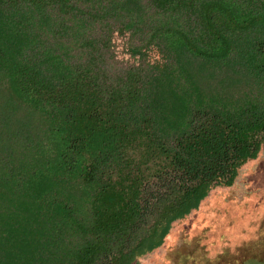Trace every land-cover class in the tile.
<instances>
[{
	"label": "trees",
	"instance_id": "16d2710c",
	"mask_svg": "<svg viewBox=\"0 0 264 264\" xmlns=\"http://www.w3.org/2000/svg\"><path fill=\"white\" fill-rule=\"evenodd\" d=\"M75 1L0 0V264H130L264 138V0H149L184 12L148 43L173 55L191 91L154 60L152 112L136 108L137 73L102 89L24 19ZM190 107L189 127L164 137Z\"/></svg>",
	"mask_w": 264,
	"mask_h": 264
},
{
	"label": "rangeland",
	"instance_id": "374dc122",
	"mask_svg": "<svg viewBox=\"0 0 264 264\" xmlns=\"http://www.w3.org/2000/svg\"><path fill=\"white\" fill-rule=\"evenodd\" d=\"M131 1L140 6L133 18L118 11ZM68 8L49 5L41 18L24 9V19L40 42L75 74L87 73L102 89L132 71L143 97L136 108L152 112L149 101L154 60L171 73V84L191 97L189 84L172 54L149 42L160 23H182L184 12L155 11L149 0H81ZM238 6H246L238 0ZM192 107L170 137L190 125ZM146 231V229H144ZM130 264H264V138L252 157L227 181H214L193 206L169 220L157 243L141 250Z\"/></svg>",
	"mask_w": 264,
	"mask_h": 264
}]
</instances>
